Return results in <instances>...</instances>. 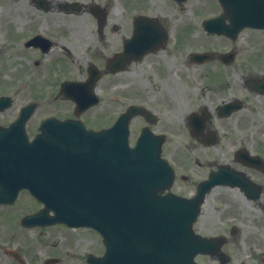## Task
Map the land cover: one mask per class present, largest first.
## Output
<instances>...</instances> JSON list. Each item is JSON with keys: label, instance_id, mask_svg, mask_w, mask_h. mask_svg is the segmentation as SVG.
I'll use <instances>...</instances> for the list:
<instances>
[{"label": "flooded vegetation", "instance_id": "1", "mask_svg": "<svg viewBox=\"0 0 264 264\" xmlns=\"http://www.w3.org/2000/svg\"><path fill=\"white\" fill-rule=\"evenodd\" d=\"M222 11L218 0H0V181L11 193L23 182L13 178L23 162L5 161L18 158L13 153L44 121L53 119V132L56 120L101 130L139 108L131 139L144 130L163 139L174 192L193 196L216 175L194 224L209 244L196 261L264 264V91L249 82L264 76V28H253L255 37L244 35L252 28L192 37L205 17ZM150 24L159 25L158 37H136ZM207 203L214 214H204ZM38 208L20 190L14 203H0V226L7 230L17 211ZM1 248L11 264H46L38 249L19 246V261L14 248Z\"/></svg>", "mask_w": 264, "mask_h": 264}, {"label": "water", "instance_id": "2", "mask_svg": "<svg viewBox=\"0 0 264 264\" xmlns=\"http://www.w3.org/2000/svg\"><path fill=\"white\" fill-rule=\"evenodd\" d=\"M63 140L64 151L54 156L61 165L56 168L68 170L67 182L56 184L58 190L33 183L28 187L54 206L62 220L102 233L107 250L103 257H91L94 263L195 264L199 247L192 222L201 200L161 194L172 174L160 150L148 149L144 139L137 149L130 148L126 132L115 147L93 132Z\"/></svg>", "mask_w": 264, "mask_h": 264}, {"label": "rangeland", "instance_id": "3", "mask_svg": "<svg viewBox=\"0 0 264 264\" xmlns=\"http://www.w3.org/2000/svg\"><path fill=\"white\" fill-rule=\"evenodd\" d=\"M5 25V23H4ZM3 25V26H4ZM3 32L0 25V37L3 36ZM255 32H250L246 37H255ZM203 37V36H195ZM1 43V42H0ZM256 50L253 49V52ZM247 62H251V57H247ZM252 66H256L253 64ZM236 76L235 74L232 75ZM246 211H250V206L248 203L244 204ZM205 215L214 214V207L211 203L206 204ZM260 212V210H257ZM11 220L7 227H12L10 224ZM1 225V224H0ZM3 229V226H0ZM17 229H11L8 233L9 236L13 237ZM51 231V232H50ZM18 232V231H17ZM20 234H23L21 236ZM15 242L25 244L27 246H32L29 248L30 251L38 249L37 257L43 258L46 253L58 254L61 257H64L63 264H89L83 257L89 252H101L104 249L101 236L94 233L90 229H79V230H67L63 227L53 228L48 231H44V234L40 231H24L18 233L15 237ZM14 240V239H13ZM12 245H15L12 243ZM46 246L47 251H42V247ZM2 259H10L8 256L0 254Z\"/></svg>", "mask_w": 264, "mask_h": 264}]
</instances>
